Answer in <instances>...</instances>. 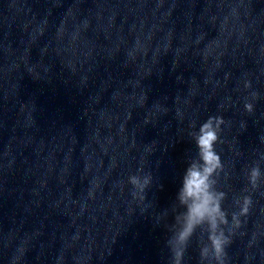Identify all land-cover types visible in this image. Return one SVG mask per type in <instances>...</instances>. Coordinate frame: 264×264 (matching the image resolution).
Wrapping results in <instances>:
<instances>
[{
  "label": "clouds",
  "instance_id": "obj_1",
  "mask_svg": "<svg viewBox=\"0 0 264 264\" xmlns=\"http://www.w3.org/2000/svg\"><path fill=\"white\" fill-rule=\"evenodd\" d=\"M245 87H249V84L246 83ZM245 109L252 112L253 105L246 103ZM223 123L222 117L210 116L200 125L197 132L191 134L197 147V156L186 168L177 193V199L185 211L183 224L172 231V236L166 242L172 254V264H182L189 241L198 229L207 234V242H203L200 248L201 261H208V264H225L226 247L231 243L232 229L239 228L240 217L249 213L252 200L250 196L244 195L235 201L239 211L232 213V227L229 228L228 213L222 207L226 194L217 191L215 187L222 163L214 150V144L218 140ZM261 175L259 165L251 167L248 172L251 188L258 187ZM128 182L135 189L133 197L143 201L152 177L151 174L143 177L132 175Z\"/></svg>",
  "mask_w": 264,
  "mask_h": 264
}]
</instances>
